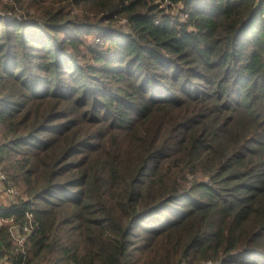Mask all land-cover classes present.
Wrapping results in <instances>:
<instances>
[{"label":"trees","instance_id":"obj_1","mask_svg":"<svg viewBox=\"0 0 264 264\" xmlns=\"http://www.w3.org/2000/svg\"><path fill=\"white\" fill-rule=\"evenodd\" d=\"M0 159V261L264 264V0H0Z\"/></svg>","mask_w":264,"mask_h":264},{"label":"built area","instance_id":"obj_2","mask_svg":"<svg viewBox=\"0 0 264 264\" xmlns=\"http://www.w3.org/2000/svg\"><path fill=\"white\" fill-rule=\"evenodd\" d=\"M0 187H1V191L3 192V194L5 195V197L7 198H14L16 195V189L14 188V186L12 185V183L10 181L6 180V176L5 174L2 172V165H1V159H0ZM13 223V219H3L0 218V225H6V224H12ZM19 229L17 228V226L13 225L10 228V232H11V236L13 237V240L16 242V244L18 245V247L20 249H22L23 244L25 243L26 234H19L20 231H18ZM28 229L25 227L24 231H27ZM0 264H9L7 262V260H2L0 261Z\"/></svg>","mask_w":264,"mask_h":264},{"label":"rangeland","instance_id":"obj_3","mask_svg":"<svg viewBox=\"0 0 264 264\" xmlns=\"http://www.w3.org/2000/svg\"><path fill=\"white\" fill-rule=\"evenodd\" d=\"M32 13V11H30ZM173 13L175 14V11H173ZM8 17V16H7ZM7 197H5V195L3 194V192L1 191V187H0V203H5L7 201L6 199Z\"/></svg>","mask_w":264,"mask_h":264}]
</instances>
